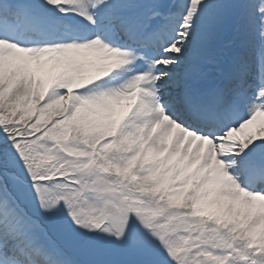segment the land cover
Segmentation results:
<instances>
[{
  "label": "snow or ice",
  "instance_id": "obj_1",
  "mask_svg": "<svg viewBox=\"0 0 264 264\" xmlns=\"http://www.w3.org/2000/svg\"><path fill=\"white\" fill-rule=\"evenodd\" d=\"M0 264H264V0H0Z\"/></svg>",
  "mask_w": 264,
  "mask_h": 264
}]
</instances>
